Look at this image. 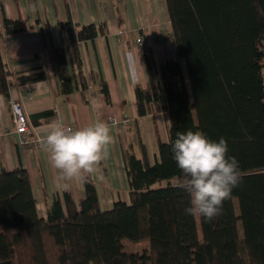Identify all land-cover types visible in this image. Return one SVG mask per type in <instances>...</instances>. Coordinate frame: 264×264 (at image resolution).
<instances>
[{
  "label": "trees",
  "instance_id": "trees-1",
  "mask_svg": "<svg viewBox=\"0 0 264 264\" xmlns=\"http://www.w3.org/2000/svg\"><path fill=\"white\" fill-rule=\"evenodd\" d=\"M167 5L177 60L161 63L159 80L150 68V88L136 96L140 116L167 117L168 139L153 165L145 147L142 157L125 154L131 203L103 211L88 181L80 207L67 195L44 219L27 171L0 169V264H264V0ZM64 27L78 41L98 34L94 25ZM27 29L0 4V95L12 87L2 40ZM188 130L224 138L240 163L241 181L212 220L187 215L190 197L176 187L171 144Z\"/></svg>",
  "mask_w": 264,
  "mask_h": 264
},
{
  "label": "crops",
  "instance_id": "crops-1",
  "mask_svg": "<svg viewBox=\"0 0 264 264\" xmlns=\"http://www.w3.org/2000/svg\"><path fill=\"white\" fill-rule=\"evenodd\" d=\"M0 4L7 18L21 19L28 26L2 40L12 87L9 97L0 95V133L15 131L12 99L23 100L34 138L43 139L57 121L83 128L97 121L108 124L113 118L128 120L111 128L113 139L98 171L84 183L71 182L66 191L54 187L57 170L48 153L23 150L16 137L0 142V169L27 171L44 219L54 201L65 203L67 195L80 207L88 181L96 186L103 211L119 201L130 204L125 154L131 150L142 157L145 147L153 165L160 141L168 139L167 117L140 116L136 96L137 87L150 88V68L159 80L161 63L177 60L167 0H0ZM69 23L77 29L94 25L97 37L75 40L64 27ZM29 92L32 98L27 97ZM43 112L53 115L38 118Z\"/></svg>",
  "mask_w": 264,
  "mask_h": 264
},
{
  "label": "clouds",
  "instance_id": "clouds-1",
  "mask_svg": "<svg viewBox=\"0 0 264 264\" xmlns=\"http://www.w3.org/2000/svg\"><path fill=\"white\" fill-rule=\"evenodd\" d=\"M112 139L111 126L103 121L76 130L61 121L51 124L42 146L57 170L54 187L66 191L73 181L86 182L107 158ZM171 152L182 173L176 187L190 197L185 213L206 220L220 215L224 201L231 198L241 181L240 163L228 154L226 140H213L199 130L178 132Z\"/></svg>",
  "mask_w": 264,
  "mask_h": 264
},
{
  "label": "built area",
  "instance_id": "built-area-1",
  "mask_svg": "<svg viewBox=\"0 0 264 264\" xmlns=\"http://www.w3.org/2000/svg\"><path fill=\"white\" fill-rule=\"evenodd\" d=\"M137 43L141 44L142 39L139 38L137 40ZM32 96L33 93L29 92L27 97L32 98ZM11 106L14 115L15 131L0 133V142L5 140L6 138L16 137L20 148L23 150H28L30 152L45 150L44 147L42 146L43 139L38 137L34 138L31 136L32 127L26 115L23 100L13 99L11 100ZM125 122H128V120L118 121L117 119L113 118L108 124L111 126V128L112 127L116 128ZM65 126L72 130L79 129L72 125H65Z\"/></svg>",
  "mask_w": 264,
  "mask_h": 264
},
{
  "label": "rangeland",
  "instance_id": "rangeland-1",
  "mask_svg": "<svg viewBox=\"0 0 264 264\" xmlns=\"http://www.w3.org/2000/svg\"><path fill=\"white\" fill-rule=\"evenodd\" d=\"M160 125H161V127H162V129L164 130V127H163V122H162V120H160ZM145 247V245H143V248Z\"/></svg>",
  "mask_w": 264,
  "mask_h": 264
}]
</instances>
